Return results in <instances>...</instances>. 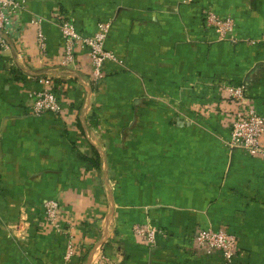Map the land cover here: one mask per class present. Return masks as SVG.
Here are the masks:
<instances>
[{
  "label": "crops",
  "instance_id": "0c3cea01",
  "mask_svg": "<svg viewBox=\"0 0 264 264\" xmlns=\"http://www.w3.org/2000/svg\"><path fill=\"white\" fill-rule=\"evenodd\" d=\"M16 1L18 32L0 51V264H222L190 251L207 228L237 238L233 264H264V160L226 146L221 90L242 84L264 117V0ZM208 10L232 18L236 42L204 27ZM56 12L85 37L111 21L104 49L119 63L98 84L84 51L59 65ZM41 78L63 115H29ZM93 151L97 168L82 158ZM53 199L65 233L44 221ZM136 224L159 230L153 246L137 243Z\"/></svg>",
  "mask_w": 264,
  "mask_h": 264
},
{
  "label": "built area",
  "instance_id": "2783aa9c",
  "mask_svg": "<svg viewBox=\"0 0 264 264\" xmlns=\"http://www.w3.org/2000/svg\"><path fill=\"white\" fill-rule=\"evenodd\" d=\"M21 4L16 0H0V51H8L9 41L15 35L18 26L17 12ZM55 24L59 30L60 53L59 65L68 67L74 64L76 55L84 51L90 63L89 80L92 85L98 84L103 78V67L106 62L119 63L116 57L104 49L105 41L111 30V21L96 24L91 36L79 34L72 21L58 12L55 13ZM42 19H35V46L41 56L45 55V37L41 30ZM204 27L213 32L219 41L236 42L234 22L228 16H220L212 11L203 13ZM39 90L28 93L27 108L29 115L40 117L44 114L63 115L64 106L55 82L50 78L37 79ZM223 100L230 107L228 120V137L225 144L232 150H239L251 158L264 160V117L259 115L247 96L242 84L225 83L221 85ZM228 114V113H227ZM60 206L54 200L43 203V215L46 223L56 233H65L67 225L59 220ZM20 231L19 225L14 227ZM131 233L137 243L151 247L155 244L159 230L146 224H136ZM66 234H69L68 231ZM192 254L198 258L219 259L222 264H233L237 257V238L223 230L197 229L189 236ZM74 254L69 244L66 259Z\"/></svg>",
  "mask_w": 264,
  "mask_h": 264
},
{
  "label": "trees",
  "instance_id": "16d2710c",
  "mask_svg": "<svg viewBox=\"0 0 264 264\" xmlns=\"http://www.w3.org/2000/svg\"><path fill=\"white\" fill-rule=\"evenodd\" d=\"M93 117H95V116H91V118H93ZM91 118H89V121L91 120ZM82 158H83V160H86L87 162H89V164L93 168H97L99 166V158L94 151L92 152V158H86L84 156Z\"/></svg>",
  "mask_w": 264,
  "mask_h": 264
},
{
  "label": "rangeland",
  "instance_id": "374dc122",
  "mask_svg": "<svg viewBox=\"0 0 264 264\" xmlns=\"http://www.w3.org/2000/svg\"><path fill=\"white\" fill-rule=\"evenodd\" d=\"M91 116H92V113H89V114H88V117L91 118ZM94 118H95V117H94ZM91 121H92V118H91ZM53 200L56 201L58 204H60L59 201H58L57 199H53ZM59 206H60V205H59ZM64 213H65V212H63V214H64ZM43 218H44V215H43ZM44 221H45V218H44ZM46 224H47V223H46ZM17 225H18V224H16L15 226H17ZM47 225H48V224H47ZM15 226H11V227H9V228L12 229L13 231H15V230H14V229H15V228H14ZM48 226H49V225H48ZM49 227H50V226H49ZM73 227H74V226H73ZM50 229H51V228H50ZM61 233H62V232H61Z\"/></svg>",
  "mask_w": 264,
  "mask_h": 264
}]
</instances>
